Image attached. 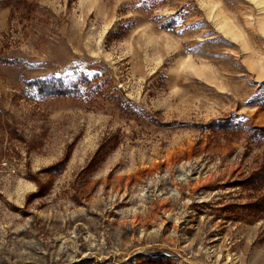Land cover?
I'll use <instances>...</instances> for the list:
<instances>
[{"label":"rangeland","instance_id":"rangeland-1","mask_svg":"<svg viewBox=\"0 0 264 264\" xmlns=\"http://www.w3.org/2000/svg\"><path fill=\"white\" fill-rule=\"evenodd\" d=\"M257 126L264 0H0V264H264Z\"/></svg>","mask_w":264,"mask_h":264},{"label":"trees","instance_id":"trees-1","mask_svg":"<svg viewBox=\"0 0 264 264\" xmlns=\"http://www.w3.org/2000/svg\"><path fill=\"white\" fill-rule=\"evenodd\" d=\"M23 84L28 88H34L39 96H56L62 98L74 97L75 95H78L80 86L86 84V77L85 75L80 74L75 81H61L56 77L48 76L43 79H32L30 81H24ZM227 121L228 120L222 121L226 122L223 127H225V125L235 124L227 123ZM251 130L256 132L257 136L264 138V126L253 127ZM258 180L264 183V173L262 171H258V173L252 174L248 180V183L258 182ZM250 206L256 211L264 209V193L259 197L258 200H255L253 203H251Z\"/></svg>","mask_w":264,"mask_h":264}]
</instances>
